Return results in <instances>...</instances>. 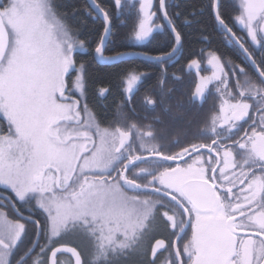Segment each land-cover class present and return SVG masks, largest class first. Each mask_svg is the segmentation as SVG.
<instances>
[{
	"label": "flooded vegetation",
	"instance_id": "af4514ba",
	"mask_svg": "<svg viewBox=\"0 0 264 264\" xmlns=\"http://www.w3.org/2000/svg\"><path fill=\"white\" fill-rule=\"evenodd\" d=\"M183 1L188 0H165L170 16ZM235 2L221 0L223 29L212 15V31L195 46H186L178 26L183 42L171 54L172 34L154 35L153 45L165 43L152 56L164 53L166 58L152 61V88L141 89L146 82L140 74L131 87L122 80L111 118L99 124L95 117L100 126L92 124L85 91L84 108L82 97L76 96L70 170L42 165L33 179L49 167L37 181L43 188L28 190L25 198L0 186V223L15 226L14 234L0 235V241L9 246L15 241L14 264H47L57 245L76 248L87 264L75 230L60 222L54 230L50 223L58 197L76 204V187L87 182L116 194L142 196L135 198L148 209L152 238L129 264H264V251H257L264 249V60L247 29L234 22L240 12ZM159 10L160 0L152 8L157 12L152 27L161 23ZM213 53L217 60L209 64ZM62 84L65 88L63 78ZM140 90L152 98L137 97ZM127 182L140 188L128 189ZM94 238L89 247L97 246ZM207 252L213 260L205 263ZM57 264H72V259L60 254Z\"/></svg>",
	"mask_w": 264,
	"mask_h": 264
},
{
	"label": "rangeland",
	"instance_id": "374dc122",
	"mask_svg": "<svg viewBox=\"0 0 264 264\" xmlns=\"http://www.w3.org/2000/svg\"><path fill=\"white\" fill-rule=\"evenodd\" d=\"M20 2L32 7H24L18 14L5 17L3 24L9 36L5 60L14 51V33L21 27L29 29L36 27L37 35L30 41L32 54L37 59L44 60L49 55L59 52L61 55L56 57V62L67 70V67H70L72 49L69 48L63 33L70 29L62 23L53 9L52 1L46 0L48 11L43 17L38 15V9L35 7L38 0H20ZM75 49L83 51L80 47ZM62 78L61 75L57 84L56 102L48 108L37 111L23 101H10L7 110L0 113L7 124L18 123L24 132L18 144L12 147L5 141L9 136H16L15 128L0 136V186L9 189L17 197L25 198L28 190L43 188L42 184H38L33 179V175L42 165L51 163L63 171H68L74 162L70 151L71 146L76 144L74 130L77 121L76 96L82 97L81 104L84 108L85 89L75 87L78 82L76 74L72 79V85L65 91ZM125 79L129 80L126 86L131 87L140 77L138 74H130ZM92 118L93 126H100L94 115ZM81 137L82 139L78 140L80 143L85 141L84 136ZM98 145L100 152L103 146L101 147V142ZM13 148L18 151H10ZM87 183L77 185L76 204L62 203L61 197H58L60 202H52L56 211L50 221L52 227L55 230L60 222L75 230L74 239L87 264H102L101 260H105L106 264L130 263L138 254V249L145 248L152 238L145 214L148 209L138 198H135L142 196H130L123 191L116 194L106 190L100 183ZM42 200L49 201L45 198ZM92 236H95L97 246L89 247L87 242ZM125 250L127 251L123 255Z\"/></svg>",
	"mask_w": 264,
	"mask_h": 264
},
{
	"label": "snow or ice",
	"instance_id": "6c2138e0",
	"mask_svg": "<svg viewBox=\"0 0 264 264\" xmlns=\"http://www.w3.org/2000/svg\"><path fill=\"white\" fill-rule=\"evenodd\" d=\"M129 3H131V0H129ZM160 5L159 16L161 19L159 21L161 23L156 24L155 27H150V22H155L157 18V12L151 11L153 0H139V8L138 11L136 10L139 16V24L138 27H134V34L138 40L148 42L157 33L162 34L167 30L173 37L168 53L171 54L183 42V37L174 22L175 17H178L180 13L177 11L173 16H170L168 13L169 4L165 0H160ZM235 6L240 9V12L233 17L234 22L247 29L252 42L258 44L260 57L264 60V0H238V2H235ZM24 7H32V5L22 4L20 0H0V24L3 23L5 17L18 14L19 10ZM35 7L38 9L40 17H43L48 11L46 0H38ZM220 7L221 0H213L211 6L202 7L201 11L206 8L210 10L211 15L216 18L218 28L223 29L224 20L219 15ZM123 8L122 0H111L110 4H104L101 0H87L85 3L83 8L85 15L95 20L100 19L103 23L96 44L91 48L95 61L115 62L122 58L121 56L106 54L105 49L109 35L112 33L113 9L122 10ZM192 15H195V12ZM185 22L190 21L185 19ZM37 31L36 27L31 29L21 27L14 33L13 53L7 60H5L3 54H0V113L7 110L10 101H23L30 108L37 111L48 108L56 102V88L61 75L63 76L65 91H67V81L73 74H77L78 80L75 87L87 88V81L84 78L86 63L82 60L77 61L74 56V49L86 47L89 51L91 41L81 39V30L77 28L63 33L64 38L68 41L69 48L72 49L69 60L70 67L64 70L56 62V57L61 53H53L44 60L37 59L32 54L30 41L35 39ZM157 55L162 58L165 54L159 53ZM213 60H217L215 53L210 56L208 63L211 64ZM13 128H15L16 136H9L5 141L10 147L16 146L24 135L20 124L8 122L9 132ZM14 227L10 222L0 223V235L7 237L14 234ZM15 246V241L11 246L0 241V247L3 248V251H0V264H14ZM257 251L262 252L264 249L258 248ZM15 264H18V261Z\"/></svg>",
	"mask_w": 264,
	"mask_h": 264
},
{
	"label": "trees",
	"instance_id": "16d2710c",
	"mask_svg": "<svg viewBox=\"0 0 264 264\" xmlns=\"http://www.w3.org/2000/svg\"><path fill=\"white\" fill-rule=\"evenodd\" d=\"M51 1L53 9L59 15L62 23L70 31L73 28L80 29V38L91 41L89 51L86 47L85 52L75 49L74 56L77 61L82 60L86 63L84 74L87 81V88L85 89L86 102L94 113V117L98 119L99 124L111 118L113 107L121 95L120 82L127 78L128 74H140L141 79L146 82V84H142L141 89L152 88V79H156L155 72L152 69V61L132 59L111 65H101L93 59L91 48L96 44L103 23L100 19L95 20L85 15L83 8L87 2L86 0ZM157 1L154 0L153 8H157ZM101 2L110 4L111 0H101ZM122 3L124 4L122 10L113 9L112 33L105 49L106 54L115 55L129 50H142L152 55L153 50H157L159 47L162 48L165 42L158 47L152 44V39L144 42L138 40L134 34V27H138L139 24V16L136 12L139 8V0H131V3H129V0H122ZM206 5L210 6L209 0H188L180 2L176 5V8L172 9L173 15L177 11L180 13L178 17H175L174 22L179 30L186 35V46L191 47L199 44L200 39L212 31L210 10L206 8L201 11V8ZM194 12L195 15H192ZM185 19L190 22H185ZM150 27H152V22H150ZM136 96L152 98V93L140 90ZM8 131L7 122L4 118H0V136L8 133Z\"/></svg>",
	"mask_w": 264,
	"mask_h": 264
},
{
	"label": "water",
	"instance_id": "95a60500",
	"mask_svg": "<svg viewBox=\"0 0 264 264\" xmlns=\"http://www.w3.org/2000/svg\"><path fill=\"white\" fill-rule=\"evenodd\" d=\"M160 7H161V5H160ZM109 38H110V35H109ZM109 38H108V40H109ZM107 43H108V41H107ZM8 46H9L8 32H7L4 24L2 23V24H0V54H3L4 57L6 55ZM115 55L121 56L122 58L119 61H115V62H104V61H96V62L98 64H101V65H111V64H115V63H118L121 61L132 60V59H142V60H147V61H160V60H164L166 58V56H163L161 58L159 56H152L151 54H148V53H145L142 51H135V50L134 51H131V50L125 51V52L118 53ZM47 168H49V167H45L43 169V171H45V169H47ZM43 171L37 177V181H41V176L43 174ZM58 185H59V183H58ZM125 186L128 189H132L133 186H135L136 188H140L139 185L130 184L129 182H127L125 184ZM213 240H214V237L212 236L209 239L210 249L213 248V246H212ZM60 254H65V255L70 256L72 259V264H82V258H81L79 251L76 248H74L72 246H67V245L55 246L51 250V252L49 253L47 264H57V257ZM153 254H154V251H153ZM207 255H208V257L206 258L205 263L208 262V258L210 259L209 261L213 260L212 254H208V252H207Z\"/></svg>",
	"mask_w": 264,
	"mask_h": 264
}]
</instances>
